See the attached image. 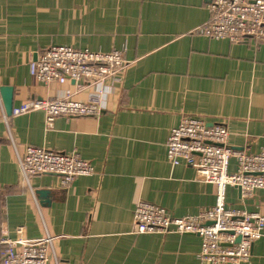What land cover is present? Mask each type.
<instances>
[{
  "label": "crops",
  "instance_id": "0c3cea01",
  "mask_svg": "<svg viewBox=\"0 0 264 264\" xmlns=\"http://www.w3.org/2000/svg\"><path fill=\"white\" fill-rule=\"evenodd\" d=\"M207 0H0V225L12 236L28 228L32 241L55 239L50 264H207L195 235L137 234L140 202L175 218L193 217L192 192L214 188L196 182V171L172 166L167 144L184 115L225 125L233 150L264 151V45L233 44L197 33L209 21ZM94 53L123 51L127 69L98 118L55 120L8 116L51 97H86L74 82L46 86L29 65L53 47ZM6 97V98H7ZM7 100V99H6ZM28 148L78 154L93 175L70 188L57 176L27 183L20 161ZM237 170L231 160L230 172ZM229 206L264 216V191L243 200L225 190ZM264 264V238L250 259Z\"/></svg>",
  "mask_w": 264,
  "mask_h": 264
},
{
  "label": "built area",
  "instance_id": "2783aa9c",
  "mask_svg": "<svg viewBox=\"0 0 264 264\" xmlns=\"http://www.w3.org/2000/svg\"><path fill=\"white\" fill-rule=\"evenodd\" d=\"M209 21L197 30L213 40H229L233 44L252 42L264 45V0H207ZM128 67L123 51L94 53L71 47H53L42 52L29 65V76L46 86L74 82L77 92L86 97L74 101L71 96L51 97L23 104L12 118L41 112L47 129L59 117L98 118L104 112V100ZM225 125L208 124L205 120L184 115L172 130L167 144L169 163L186 165L196 171V182L214 188L203 194L192 192L190 206L198 210L193 217L175 218L170 212L146 202L135 210L137 234L195 235L202 240L199 260L207 264H240L250 259L253 245L264 238V216L227 204L228 187L241 191L250 200L264 191V151L250 154L233 150ZM237 170L230 172L231 160ZM21 173L29 183L32 178L57 176L64 188L93 175L92 166L78 154H61L41 148H28L20 161ZM238 240H240L238 242ZM55 239L32 241L26 226L18 227L12 236L0 225V264H50Z\"/></svg>",
  "mask_w": 264,
  "mask_h": 264
},
{
  "label": "water",
  "instance_id": "95a60500",
  "mask_svg": "<svg viewBox=\"0 0 264 264\" xmlns=\"http://www.w3.org/2000/svg\"><path fill=\"white\" fill-rule=\"evenodd\" d=\"M1 94H3L4 97V101H5V107L7 110V114L8 116H11L13 113V106H12V101L11 98L8 99L7 94H10V91L7 89H3L1 90ZM7 97V98H6ZM7 99V100H6ZM240 191V189H238ZM241 192V191H240ZM240 240H238L239 242Z\"/></svg>",
  "mask_w": 264,
  "mask_h": 264
}]
</instances>
